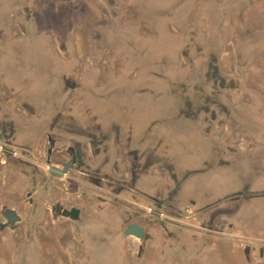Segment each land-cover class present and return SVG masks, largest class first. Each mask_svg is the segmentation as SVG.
Listing matches in <instances>:
<instances>
[{"label": "flooded vegetation", "instance_id": "flooded-vegetation-1", "mask_svg": "<svg viewBox=\"0 0 264 264\" xmlns=\"http://www.w3.org/2000/svg\"><path fill=\"white\" fill-rule=\"evenodd\" d=\"M128 1L0 0V261L3 264H94L96 255L89 248L88 240L79 235L81 226L90 222L93 214L101 212V208L111 219L109 205L116 203L115 195L134 196L132 191L136 183L153 166L148 153L139 146L145 141L138 138L142 133L146 135L141 130H148L152 125L160 127L161 122H148L139 108L149 99L158 100L162 95L154 96V92L145 89L136 92L138 95L130 99L128 105H120L118 100L128 92L134 93L132 88L142 86L151 74L157 77L153 71L147 70L144 62H137L135 52H140L137 41H148L150 56L160 49L159 46L165 47L166 44L151 47L160 39L161 29L147 25L144 10L142 12ZM205 1L197 0V15L193 16V9L189 12L193 26L188 34L190 46L184 49L180 43L178 51L166 50L163 61L184 68L188 73L197 69L194 62L198 61L203 50L198 46V42L203 44L198 38L202 33L212 39V43L214 40L224 41L222 45L224 43L226 49L220 47L222 50L216 63L219 69L223 68L220 71L224 75L222 80H227L232 75L226 73L223 61L226 56H229L228 63L234 57L237 67L241 63L252 66L250 61L257 58L256 46L260 43L264 46V30L247 31L246 35L252 34L249 37L244 36L239 28L236 29L238 32L227 28L229 21L233 24L238 17L249 20L247 16L253 12L251 6L259 0H225L218 9L205 5ZM190 5L194 6L193 3ZM213 15H217L220 21L217 20L218 25L212 30L208 21L211 22ZM146 18L151 21L149 15ZM258 20L255 15L252 23ZM179 27L176 25L175 31L180 30ZM118 35L124 36L126 42L122 44L130 55L125 52V46H118L113 40ZM244 43L247 46L241 45ZM194 47H199L195 56L191 52ZM19 48L30 50L32 58L23 59ZM12 62L30 68H20L19 74L11 79L2 64ZM157 63V60L151 61V64ZM233 76L242 78L239 72ZM33 87L32 94L30 89ZM233 92L228 87L209 98L216 110L201 120L204 126L198 141L206 143L208 140L204 145L211 147L209 151L212 153L206 157L202 168L190 171L182 178L174 177L175 189L166 194V198L142 197L152 209L151 212H142L147 217L144 225L133 223L136 212L124 218L123 235L140 241L139 248L134 247V242L127 244L128 251L137 259L152 239L151 227L160 226L164 231H170L171 227H189L176 223L170 217L173 213L190 220L193 225L201 222L203 217L217 235H223L227 230L247 234L246 238L257 236L255 245L247 243L245 253L249 254L251 264H264V219L248 222L242 217L246 204H251L253 198L264 197V127L258 126L255 130L250 127L258 145L252 143L253 136L249 137L252 131H245L246 126L242 129L232 127V105L228 106L225 100L240 97V93L235 95ZM107 103L113 107L107 105L111 108L108 109L104 106ZM76 105L77 112L73 110ZM16 115L21 121L15 118ZM219 116L225 119H219ZM32 117L36 120L28 122ZM233 117L237 118V114ZM206 134L213 136L203 137ZM16 142L33 147L29 151L24 145L13 148ZM49 160L60 171L65 167L68 171L62 177L53 175L47 164ZM231 160L239 164V169ZM245 163L247 169H242ZM165 168L159 172H167ZM220 170L227 173L231 182H237V189L196 212L192 206L196 204V198L203 203L212 196L199 192L193 195L195 198L186 196L181 189L187 176ZM54 183L56 185L52 187ZM14 186L16 194L11 193ZM110 191L116 194L106 193ZM80 193L83 195L79 196ZM173 202L182 205L174 210L171 209ZM16 204L20 210L12 208ZM73 209L80 213L77 220L64 216ZM9 211L16 213L18 221L9 222ZM143 214L137 216L145 218ZM134 224L143 229V239L125 235ZM59 233L61 242L56 251L49 245L54 244L53 236ZM101 233L96 236L88 232L104 245L102 243L107 242L106 237L111 235L112 228L101 229Z\"/></svg>", "mask_w": 264, "mask_h": 264}, {"label": "rangeland", "instance_id": "rangeland-1", "mask_svg": "<svg viewBox=\"0 0 264 264\" xmlns=\"http://www.w3.org/2000/svg\"><path fill=\"white\" fill-rule=\"evenodd\" d=\"M179 1L180 0L128 1V4H132L142 12L144 10L143 14L145 17V23L147 25L161 29L160 39L152 43L151 47L156 48L161 43H165L166 46H159L160 49H157L155 53L152 52V56H150L149 52L147 51L148 41L144 39L137 41V48L140 49V52H135V54L137 55V62H144L147 70L151 72L153 71L157 75V77H154L153 74H151L150 77L146 78L145 83L144 80L143 82H141L144 83L142 86L135 88V90L134 88H132L134 93L128 92L126 96L120 97V100H118L120 105H128L129 100L135 98L136 95H138V93L136 92L145 89H148V91L150 92H154V96H165L162 101L156 100V102H153V100L149 99V101L142 103L140 108L142 113L148 116L150 115L152 122L160 121L162 125L166 124V127L169 128L170 131L161 134L160 127L152 125L148 130H141L144 131L146 135L142 133L139 136L138 140L145 141L149 144V146L145 147L144 150L149 155L148 158L150 159V164L158 165L164 168L166 167L172 174H176L177 172L180 173L181 171L185 170L186 163L188 161L191 162V160L195 158V150H198L199 155H202V150H204L203 146H197V144H193V141L190 139L194 133L196 134V132H199V135H202L201 128L198 131H191L186 127H189L190 123L188 122H194L196 120L195 118H199V120L201 121L205 119V117H208V114H210L212 110H216L214 106L209 103V98H214L215 92L218 93L221 90L229 87L231 91H234L233 93L235 95L237 93H240V97L236 96L231 98L229 96L230 98L227 99V101L225 100V103L228 106L232 105L233 113L237 110L235 114L232 113L230 119L232 127L242 129L246 126L247 128L245 131H249L250 127L254 130L255 128H258V126L264 127V115L262 114V112L264 111V46H260L262 45L261 43L256 46V48H258L256 53L257 58H252V61H250L253 62L252 66L246 65L247 63H241V65L237 67L234 57L230 63H228L229 56L225 57V61H223L226 64V73L228 72L230 73V75H232V78H227V80H222V77H224V75L222 76L220 71H223V68L221 67L222 69H219L217 66L218 55L222 50L220 49V47L222 46L221 48L226 49L224 43L222 45V42L224 41L221 40L222 42H220L218 40L216 42V40H214V43H212V39L206 38V36L204 37L202 33L199 34L198 38L201 42H203V44H200L198 42V46L203 47V50L201 51V55L198 57V61L194 62L197 69L188 73L184 71V68L170 66V62L165 60L163 61V59H165L164 55L166 50L172 49V51L176 52L178 51V49H180L181 42L178 41V36L175 37L176 33L178 32L175 31L176 25L188 26V24H191L189 22L191 21L190 18H186L187 21L181 19L179 9L180 3H178ZM192 2L194 4L193 7H195L197 0H192ZM199 8L201 9L200 5ZM255 13L256 10H254L252 14H248L247 19L249 20L238 17L236 18L237 21L233 22L235 28H239L240 31H243L245 33L244 36H249L246 35V32L251 30L254 32L255 28L264 30V22L262 23V21L259 20L256 23H252V20H254L256 15ZM146 15H149L151 21L147 20ZM194 15H197L195 11ZM210 19L211 22L210 20L208 21V26L213 27V30L214 27H217V20L220 21V18H218L217 15H213ZM230 22L231 21H229V23ZM197 28H199V26ZM230 36L234 37L233 32H230ZM189 39L190 37L185 41V43L182 44V47H184V49L185 46L190 44ZM113 40H115V43L118 46H125V44H122L126 42L124 36H115L113 37ZM241 45L247 46L245 45V43ZM199 47L193 48V50L191 51L193 56L198 54L197 49ZM161 49L165 50L162 51ZM245 49H248V47H246ZM18 50L22 53L23 59L32 58L30 50H26L25 48H19ZM125 52L130 55V51L128 50V48ZM175 52L171 53L173 54ZM139 55L142 56L139 57ZM156 60L158 61V65L151 64V61ZM236 72L241 73L242 78L238 79L233 76L236 74ZM243 76H245L246 78L244 79ZM231 79H237L238 81H231ZM212 101H214V99ZM107 105L113 107V105L108 103L104 106ZM110 107H108V109ZM163 108V112L166 113L164 117H162L163 114H157V112L159 110L162 111ZM236 114L237 118H234L233 116H235ZM254 114H257V116H254ZM219 119L224 120L225 117L219 116ZM181 125L183 127L182 130H180ZM211 136H213V134L203 135V137L208 138H210ZM250 136H253L252 143L258 145L254 141V137L256 138L254 131H252L249 137ZM218 138H220V135ZM207 142L208 140L206 141V143ZM136 148L139 149L137 146ZM231 161L234 162V160ZM235 163L236 162H234L233 164ZM245 166L246 163L244 164V166H242V169H247V166ZM234 167L239 169V164H235ZM261 173L262 172H260L258 175H260ZM220 176L223 177L222 175ZM221 177H215L211 180L210 184L216 187L224 184V179H222ZM263 184L264 180L262 182V185ZM219 193L220 192H218V194ZM243 216L245 217V219H247L246 221L248 222L251 220L261 221L262 219H264V197L253 198L251 204H246L243 209L242 217ZM100 222L101 217L98 214L94 213L91 217V221L86 223L85 226H81L82 230L80 231L79 235L88 240V246L90 249H92V252L95 255L98 254L100 257L107 258L117 251V245L115 247L109 246L113 248L109 249L107 245H100V241H97L96 238L91 237L88 234L89 229L101 230ZM225 232H227V230H225ZM0 264L3 263L0 261ZM29 264L38 263L31 262Z\"/></svg>", "mask_w": 264, "mask_h": 264}, {"label": "crops", "instance_id": "crops-1", "mask_svg": "<svg viewBox=\"0 0 264 264\" xmlns=\"http://www.w3.org/2000/svg\"><path fill=\"white\" fill-rule=\"evenodd\" d=\"M207 2V4H206ZM190 3H193L192 0H182L180 1V14L181 19L187 21L186 18L189 17V12L192 10L193 16L194 11H196L195 7L190 5ZM225 3V0H207L205 1V5H213L216 9H218L221 4L223 5ZM194 5V4H193ZM163 8V7H162ZM252 11L256 10V15L262 23L264 22V0L257 1V4H254L251 6ZM201 9L198 10L199 14H201ZM258 20V21H259ZM251 21V20H250ZM190 22V21H189ZM254 22V20H252ZM191 23V22H190ZM192 24H188V26H181L180 30H178L177 34L175 36H178V41H180L182 44L185 43V41L189 38L188 34L189 31L192 30L193 26ZM227 28H234V32H238L235 28V26L230 22L227 24ZM231 31V30H230ZM257 30H254V33H256ZM225 61V58L223 59ZM3 70H7L8 73L11 75L9 76L11 79H14L15 75L19 74V69L23 67V65L20 66L17 62H12L10 64H2ZM26 70H28L30 67L29 65H26ZM22 79V78H21ZM11 81V80H10ZM35 90V87L30 89V92L33 94ZM160 96V95H159ZM165 96H161L158 101H162V99ZM153 102H156V100H153ZM100 107V106H99ZM102 108V107H101ZM112 108V107H111ZM110 108V109H111ZM74 111L77 112L79 108L74 106ZM141 111V108L139 109ZM164 111V108L162 111H158V115H162L164 117L166 115ZM142 112V111H141ZM67 113V112H66ZM144 114V113H142ZM151 114V113H150ZM146 115V114H144ZM145 118L148 122L151 121L150 115H146ZM16 119L17 115L15 116ZM196 120L194 122H188L190 123L189 128L191 131H198L202 126H204L203 121H200L199 118H195ZM18 120L21 121V118ZM35 118H30L28 122L35 121ZM154 122V121H153ZM167 125L160 124V132L161 134H164L167 131H170L169 128L166 127ZM32 127V125L30 126ZM169 129V130H168ZM183 127L181 125L180 130H182ZM202 130V129H201ZM21 135V133H20ZM196 135V136H195ZM199 132H196L192 135L190 138L193 142V144H197V146H203L204 150H202V155H199V151L195 150V158L191 160V162H187L185 166V170L181 171L180 173L177 172L176 174H172L169 169L165 168L167 172L160 173L159 169H164V167L153 165L151 169L149 170L146 175H144L137 183L136 187L133 189V195H118L116 193H113V191L106 192L110 193L112 196L115 195L117 201L116 203H112L110 206V210L112 211L110 213L111 219H109V214L104 212V209L101 208V212L97 213L101 217L100 226L101 229L104 231L106 227L112 228V233L110 236L106 237L107 242H104L102 244L106 245L109 249H113L109 246L115 247L117 245V251L112 254L110 257H100L99 255H96L94 259V264H251L249 259V254L245 253V247L247 243H250L251 245H255L257 243V236L250 235L251 238H246V235H242L240 233H237L235 231H231L228 235L227 232H225L223 235H217L214 234V232H217L213 230L211 225L209 223H205V218H201V222H197L196 225H193L189 223L190 220L188 219H181L177 216H175L173 213L170 214V217L176 222L180 223L182 225H188V228H182V227H171L170 231H165L157 226L150 228V233L152 236L151 241L148 243V246L140 254L139 259L136 258V255L128 251L127 244L130 242H134V247H138L140 245V241H138L134 237L127 238L123 235V221L124 218L127 217V214L133 212H136L137 215L143 214L144 212H147L146 210L148 207H150V204L146 202L145 200L139 199V197H147L148 195L157 197V198H166L171 190L175 189V182L174 177L182 178L183 175L189 173L190 171L194 170H200L202 168V164L205 161L206 157L212 153V151H209L211 147H207L204 144V141L202 142L199 140ZM16 145H24L23 142H16L13 148H16ZM142 150L145 149V147L149 146L148 143H142L139 145ZM24 147L29 149H32L33 146H26ZM209 148V149H208ZM25 150V151H27ZM43 155V154H42ZM42 166H46L43 164ZM222 175L223 177H221ZM221 177L224 179V184L219 185V187L213 186L211 183V180L215 177ZM56 180H62L57 177H53ZM68 178V177H66ZM54 180V179H53ZM27 182V180L25 179ZM29 182V181H28ZM27 182V183H28ZM25 183V182H24ZM53 183V182H52ZM82 184L81 182H79ZM29 184V183H28ZM55 183L52 185V187H55ZM238 184L237 182H231L230 179L227 176V173L224 170L216 171V172H210L205 175H192L187 176V180L185 184L182 186L181 192L188 195L191 198H195L193 195H196V193L201 194H211V198L206 200V202L201 203L199 198H196V204H192L193 209L197 212L202 210V208L210 203H214L216 200L223 199L226 195H229L237 189ZM163 190V191H161ZM52 191V189H51ZM17 189L16 187H12L11 193L16 194ZM163 192V195L161 193ZM218 192H220L218 194ZM83 195L80 193L79 196ZM165 195V196H164ZM51 200V198H49ZM114 199V198H113ZM200 200V201H199ZM120 201V202H118ZM81 202V201H79ZM114 202V201H113ZM100 204V203H99ZM108 204H110L108 202ZM107 204V205H108ZM171 209H176L182 204L173 202L171 204ZM102 206H105V204H102ZM12 208L15 210H20L21 207L16 204L12 205ZM27 210V206H25ZM100 209V208H99ZM120 210V213H119ZM143 212V213H142ZM135 213V214H136ZM135 217L133 223L137 224H145V220H147V217L144 215L145 218H140L138 216ZM143 222V223H141ZM90 234L93 235H99L101 233V230H92L89 229ZM170 232V234H169ZM102 235V233H101ZM61 233L54 234L53 236V243L49 245L53 249L56 250V246L61 242L60 241ZM52 240V239H51ZM50 240V242H51ZM133 249V247H132ZM57 251V250H56ZM251 254H253L251 252ZM70 257V255H69Z\"/></svg>", "mask_w": 264, "mask_h": 264}, {"label": "water", "instance_id": "water-1", "mask_svg": "<svg viewBox=\"0 0 264 264\" xmlns=\"http://www.w3.org/2000/svg\"><path fill=\"white\" fill-rule=\"evenodd\" d=\"M47 164L50 166L51 172L53 175L57 177H62L64 175V172L68 171V167H65L63 171H60L57 169L54 165H52V161H47ZM79 211L76 209L71 210L70 212H65L64 216L70 217L73 220H77L79 218ZM7 218L10 223H15L18 221V216L15 212L9 211ZM126 236H135L139 239H143L144 231L142 228L138 227L137 225H131L128 229V231L125 232Z\"/></svg>", "mask_w": 264, "mask_h": 264}, {"label": "built area", "instance_id": "built-area-1", "mask_svg": "<svg viewBox=\"0 0 264 264\" xmlns=\"http://www.w3.org/2000/svg\"><path fill=\"white\" fill-rule=\"evenodd\" d=\"M146 211H147V212H151V211H152V209L148 208ZM162 216H164V215H162Z\"/></svg>", "mask_w": 264, "mask_h": 264}]
</instances>
